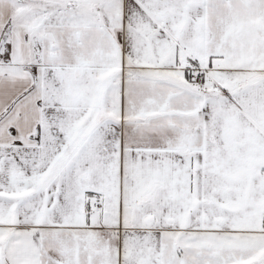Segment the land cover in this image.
<instances>
[{"label":"snow or ice","instance_id":"1","mask_svg":"<svg viewBox=\"0 0 264 264\" xmlns=\"http://www.w3.org/2000/svg\"><path fill=\"white\" fill-rule=\"evenodd\" d=\"M0 264H264V0H0Z\"/></svg>","mask_w":264,"mask_h":264}]
</instances>
